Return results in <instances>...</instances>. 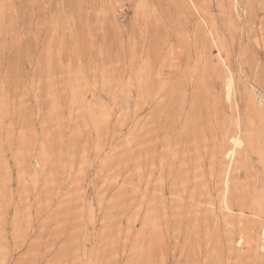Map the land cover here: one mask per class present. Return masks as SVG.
Masks as SVG:
<instances>
[{
    "label": "rangeland",
    "instance_id": "1",
    "mask_svg": "<svg viewBox=\"0 0 264 264\" xmlns=\"http://www.w3.org/2000/svg\"><path fill=\"white\" fill-rule=\"evenodd\" d=\"M0 264H264V0H0Z\"/></svg>",
    "mask_w": 264,
    "mask_h": 264
},
{
    "label": "bare ground",
    "instance_id": "2",
    "mask_svg": "<svg viewBox=\"0 0 264 264\" xmlns=\"http://www.w3.org/2000/svg\"><path fill=\"white\" fill-rule=\"evenodd\" d=\"M236 144H237V142H236ZM231 155H232V152H231Z\"/></svg>",
    "mask_w": 264,
    "mask_h": 264
}]
</instances>
